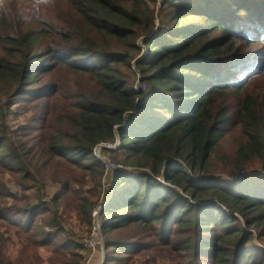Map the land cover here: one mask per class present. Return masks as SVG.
<instances>
[{
  "label": "trees",
  "instance_id": "obj_1",
  "mask_svg": "<svg viewBox=\"0 0 264 264\" xmlns=\"http://www.w3.org/2000/svg\"><path fill=\"white\" fill-rule=\"evenodd\" d=\"M28 1L42 9L1 11L0 84L34 112L32 123L51 112L59 122L29 142L0 104V264L17 262L12 230L24 245L67 248L55 242L62 224L42 197L47 169L60 160L99 184L105 168L95 148L118 135L132 163L149 172H116L106 230L137 222L151 236L108 240L112 264H264L254 243L264 235V174L242 176L253 163L264 166L263 86L252 84L264 76V54L251 48L264 47V0H165L167 22L156 31L147 0ZM75 76L89 90L77 91ZM61 98L66 107L52 111ZM233 126L239 146L220 153ZM218 174L230 178L211 177ZM64 181L67 193L86 180Z\"/></svg>",
  "mask_w": 264,
  "mask_h": 264
},
{
  "label": "rangeland",
  "instance_id": "obj_2",
  "mask_svg": "<svg viewBox=\"0 0 264 264\" xmlns=\"http://www.w3.org/2000/svg\"><path fill=\"white\" fill-rule=\"evenodd\" d=\"M150 1L152 7L155 8V23L156 30L162 26V22L166 21L167 11L170 4L165 5V0ZM18 9H27L29 11L42 9L41 6L32 3L28 0L12 1L5 0L0 3V22L2 21L1 11L12 7ZM167 22V21H166ZM245 22V21H242ZM214 36V35H212ZM140 45L144 48L140 57H144L148 53V49L144 46L143 40L140 39ZM251 48H259L264 54V47L262 43H255ZM2 55V52H1ZM264 58V56L262 57ZM57 76L64 77L63 73H58ZM45 76H40L39 80H42ZM66 77V76H65ZM76 77V76H75ZM77 78V85L74 84L77 91H81V88L89 90L87 81L83 78ZM136 87H144L141 84V78L139 75L134 77ZM74 79V77H73ZM253 81V87L262 85L264 88V76H257ZM8 86L5 82L0 84V104L4 107V110L11 108L10 113L7 116V122L11 125L12 129L21 133L23 136H29L27 140L29 142H39L42 140V136L51 134L50 131L52 125L58 124V118L51 112L45 118V122L40 124L38 121L32 123V119L35 118L34 112L26 108V104L21 100L12 101L8 94ZM81 87V88H80ZM259 91L264 94V89ZM145 99L149 98L152 94V86L147 89ZM12 102V103H11ZM67 102L65 98H61L59 101L51 104L52 111H56L57 108H64ZM127 125V123H126ZM48 133V134H47ZM54 133V132H53ZM52 133V134H53ZM241 141V134L238 127H230L225 131V136L222 140L221 146L218 149L220 153H230L236 150ZM115 142L117 147L114 149L107 148H95V155L98 156L102 162L109 160L111 163V171L108 172L104 164V173L101 177V181L98 183H91L92 175L81 171V169L75 166L67 165L63 161L53 162L47 171V181L42 188L43 200L54 205L55 212L52 214L56 217L62 225L58 239L55 242H67V248L60 249L59 251L56 244L44 246L39 245L38 241L34 242L35 245H24L18 235L12 230L11 234L16 241V244L11 246L10 252L15 257V260L19 264H112L114 254L113 247H108V240H123L132 242H140L148 239L151 236V229L145 225L139 223H132L127 228L106 230L108 219H105L104 210L106 205L115 198L116 194V172L120 171L131 176H137L141 173L149 172L145 167L134 165L132 162L136 160L135 157L129 156V154L121 148V137L118 135ZM97 149V150H96ZM43 158L37 161L38 165L46 166L43 162ZM264 174V166L258 163H253L245 171L243 175L260 176ZM9 180V175H5ZM83 180V185L76 183L78 181L71 182L73 191L66 193L64 189V180L66 178H74ZM84 177V178H83ZM211 177L230 178L226 174L211 175ZM157 180L162 181V178L157 177ZM12 190L20 196L21 187L16 183L11 182ZM56 201L55 203L53 201ZM4 230V228H3ZM257 246L264 248V235L255 237ZM53 244V245H52ZM70 245V246H69ZM16 262V264H17ZM163 264H171L168 259L162 262ZM151 264H154L151 262Z\"/></svg>",
  "mask_w": 264,
  "mask_h": 264
},
{
  "label": "built area",
  "instance_id": "obj_3",
  "mask_svg": "<svg viewBox=\"0 0 264 264\" xmlns=\"http://www.w3.org/2000/svg\"><path fill=\"white\" fill-rule=\"evenodd\" d=\"M137 88V87H136ZM118 145L115 141H104V142H101L100 144L97 145V148H107V149H114L116 148ZM97 150V149H96ZM104 164H105V167H106V170H107V174L108 172H110L111 170V163L109 160H105L104 161ZM110 170V171H109Z\"/></svg>",
  "mask_w": 264,
  "mask_h": 264
}]
</instances>
